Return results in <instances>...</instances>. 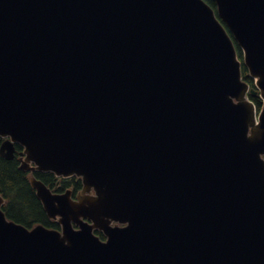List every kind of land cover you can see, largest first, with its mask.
Here are the masks:
<instances>
[{"label":"water","instance_id":"water-1","mask_svg":"<svg viewBox=\"0 0 264 264\" xmlns=\"http://www.w3.org/2000/svg\"><path fill=\"white\" fill-rule=\"evenodd\" d=\"M213 1L0 0V154L83 183L0 264H264V0Z\"/></svg>","mask_w":264,"mask_h":264},{"label":"trees","instance_id":"trees-1","mask_svg":"<svg viewBox=\"0 0 264 264\" xmlns=\"http://www.w3.org/2000/svg\"><path fill=\"white\" fill-rule=\"evenodd\" d=\"M205 1L215 9L212 0ZM238 54L240 55L239 49ZM242 76L252 85L253 81L248 77L244 66L242 67ZM250 99L257 107H260L258 96H250ZM1 142L2 138L0 137V144ZM20 150V146L16 145L15 156L12 159H5L0 154V193L6 199L3 209L8 218L26 226L40 222L48 227L57 228L58 223L47 218L34 189L29 184L27 173L18 167L17 156ZM34 175L43 182L45 181L41 172H34Z\"/></svg>","mask_w":264,"mask_h":264},{"label":"flooded vegetation","instance_id":"flooded-vegetation-1","mask_svg":"<svg viewBox=\"0 0 264 264\" xmlns=\"http://www.w3.org/2000/svg\"><path fill=\"white\" fill-rule=\"evenodd\" d=\"M43 177L45 178L46 185L52 190L54 193H63L66 190H70V196L75 199L77 192L83 187L82 182L74 177L69 178H62L57 177L52 173L49 172H41ZM73 227L77 228L78 225L73 223ZM57 228L59 226L57 225ZM99 237L101 239L104 238V236L101 233H98Z\"/></svg>","mask_w":264,"mask_h":264}]
</instances>
